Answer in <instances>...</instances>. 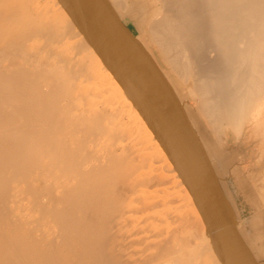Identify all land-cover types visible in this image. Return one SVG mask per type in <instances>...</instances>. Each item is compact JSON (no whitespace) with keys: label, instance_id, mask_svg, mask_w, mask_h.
Returning a JSON list of instances; mask_svg holds the SVG:
<instances>
[{"label":"bare ground","instance_id":"1","mask_svg":"<svg viewBox=\"0 0 264 264\" xmlns=\"http://www.w3.org/2000/svg\"><path fill=\"white\" fill-rule=\"evenodd\" d=\"M106 1L170 118L88 0H0V264H225L164 144L184 150L181 115L224 230L264 264V0Z\"/></svg>","mask_w":264,"mask_h":264},{"label":"water","instance_id":"2","mask_svg":"<svg viewBox=\"0 0 264 264\" xmlns=\"http://www.w3.org/2000/svg\"><path fill=\"white\" fill-rule=\"evenodd\" d=\"M88 1L94 6L106 27L116 36L117 40L125 44L127 47H132L134 56L140 61L144 70L157 86V91L162 97L161 106L163 117L165 121H167L168 118H170V114H168L166 108L168 100L162 96V91L158 87L159 83H157L155 78V73L157 72L152 61L143 49L135 43L131 31L121 22L117 15H115L106 0ZM181 118L189 131V135L184 136V150L181 151V154H179L180 156L178 157L172 149L167 133H164V144L168 152L176 161V164H178V168L183 178L187 182L201 209L204 211L211 226L216 230L217 237L222 247L224 263L257 264L243 242L237 236L230 238L224 230L213 191L206 179V175L202 171L201 151L197 139L184 115H181Z\"/></svg>","mask_w":264,"mask_h":264},{"label":"rangeland","instance_id":"3","mask_svg":"<svg viewBox=\"0 0 264 264\" xmlns=\"http://www.w3.org/2000/svg\"><path fill=\"white\" fill-rule=\"evenodd\" d=\"M126 21V23L128 24V26L137 34V35H139L140 34V31H139V29L137 28V26H136V24L132 21V20H125ZM244 157L245 156H247V152H244V155H243ZM248 157V156H247ZM249 158H251L252 159V157L249 155ZM253 162V160H251V162H248V165L250 164V163H252ZM245 164H247V162H245ZM222 180L224 181V183H226L227 182V180H229L228 179V177L226 178V177H222ZM226 186H227V183H226ZM239 203H240V201H239ZM244 216H245V214H244Z\"/></svg>","mask_w":264,"mask_h":264}]
</instances>
